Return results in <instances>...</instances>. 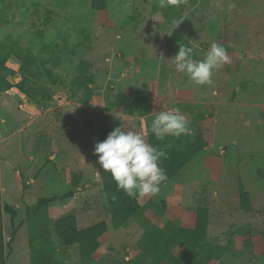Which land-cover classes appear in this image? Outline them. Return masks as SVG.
I'll list each match as a JSON object with an SVG mask.
<instances>
[{
    "label": "rangeland",
    "instance_id": "rangeland-1",
    "mask_svg": "<svg viewBox=\"0 0 264 264\" xmlns=\"http://www.w3.org/2000/svg\"><path fill=\"white\" fill-rule=\"evenodd\" d=\"M95 4L0 0V45L6 35H13L68 86H53V99L41 105L25 99L13 113L0 107L1 168L8 169L3 181L14 190L13 169L22 168L23 159L35 166L27 176L34 183L20 177L23 188L0 192L1 202L17 209L18 232L6 264H30L27 224L20 221L26 207L42 196L54 197L52 223L68 214L80 228L107 221L109 230L93 264H124L135 249L141 223L132 219L128 226L112 229L93 151L99 139L84 125L97 118L111 122L105 107L119 92L147 97L152 107L141 115L112 112L125 130L144 135L156 113L177 104L190 127L211 130L203 151L160 187L158 195L136 194L141 204L150 205L145 216L161 226L167 220L180 224L177 216L190 207L212 206L211 231L222 235L231 229L227 244L229 239L234 243V251L227 248L231 254L221 262L264 264V0H185L180 5L183 19L174 29V21L160 6L154 11L151 0ZM213 41L225 47L231 63L214 70L211 85H195L175 69L171 57L179 45H188L195 59H203ZM17 69V61L8 60L5 74L13 82L19 80ZM203 112L211 113L210 122L202 120ZM14 113L19 122L13 120ZM74 175L80 176L77 185ZM241 185L249 194L248 209L241 205ZM71 189V197L59 199ZM163 204L165 212L156 213L154 208ZM3 215L8 241L12 225L9 215ZM56 255L69 264L79 262L77 245L58 248Z\"/></svg>",
    "mask_w": 264,
    "mask_h": 264
},
{
    "label": "trees",
    "instance_id": "trees-1",
    "mask_svg": "<svg viewBox=\"0 0 264 264\" xmlns=\"http://www.w3.org/2000/svg\"><path fill=\"white\" fill-rule=\"evenodd\" d=\"M103 0H95V7L102 5ZM153 10L159 9V0H151ZM169 15L172 21L180 18L181 6L162 8ZM14 59L18 63L19 80L11 81L5 74L6 63ZM67 87V83L61 76L54 73L52 69L43 66L37 55L30 49L24 48L13 35H6L0 45V91L4 92L11 88L17 89L30 102L41 105L53 99V86ZM175 105L174 107L179 106ZM106 117L89 119L84 121L89 133L102 141L107 134L116 126L121 125L118 120L111 116L112 112H121L127 115H141L149 112L152 107L147 97L128 96L119 92L114 100L106 104ZM202 120L210 122L211 113H201ZM205 122V121H204ZM194 134L181 136L179 138L166 137L163 140L157 139L147 129V142L160 148L167 153V157L161 160L160 166L167 174V181L164 186L176 173L198 153H201L208 142L211 130L205 126L191 127ZM97 163V155H95ZM98 176L101 180L102 192L105 196L106 208L112 229L118 230L128 226L132 219H139L143 231L136 242L135 249H132L130 260L124 264H206L213 258H218L221 249H227L228 235H232L231 229L223 233V238L217 245H212L208 238L207 222L208 210L205 206L194 208L196 214V225L194 228H186L175 220H167L161 226L152 222L144 214L149 204H141L136 195L128 196L123 190L116 187L115 181L109 172L100 168L97 163ZM80 176L74 175L72 183L77 185ZM73 190L58 196L59 199L71 197ZM54 200L52 196L39 197L36 202L25 209L23 220L27 224V241L29 247L30 264H69L56 255L57 249L67 250L73 245L78 246L79 262L77 264H93L94 254L101 245V238L107 233L108 223L100 220L92 225L80 228L74 215H62L52 223L49 217V207ZM240 201L243 208H250L249 194L244 187H240ZM156 205V204H154ZM158 206V204H157ZM157 208V209H156ZM165 204L160 209L155 207L156 213H164ZM3 212L9 215L12 229L8 241L3 233ZM17 218L16 206L9 202H1L0 199V264H6L7 252L10 251L11 243L15 239L18 228L15 227ZM238 232L234 228V234ZM53 236V237H52ZM226 246V247H225ZM175 247L181 248L176 253ZM215 248H220L216 250Z\"/></svg>",
    "mask_w": 264,
    "mask_h": 264
},
{
    "label": "clouds",
    "instance_id": "clouds-1",
    "mask_svg": "<svg viewBox=\"0 0 264 264\" xmlns=\"http://www.w3.org/2000/svg\"><path fill=\"white\" fill-rule=\"evenodd\" d=\"M185 0H159L160 8L180 7ZM181 18L174 20L178 27ZM175 69L185 74L195 85H211L213 72L231 59L223 45L213 41L203 59L194 58V48L179 45L176 54L171 57ZM151 133L163 140L166 137L179 138L194 134L188 118L178 107L161 110L151 121ZM144 135L131 130H125L122 125L114 127L102 141L94 144V154L97 163L104 171L109 172L119 190L128 196L136 194L156 196L160 186L168 177L160 166L161 160L167 157L163 148L150 144ZM125 261L131 259L126 256Z\"/></svg>",
    "mask_w": 264,
    "mask_h": 264
},
{
    "label": "crops",
    "instance_id": "crops-1",
    "mask_svg": "<svg viewBox=\"0 0 264 264\" xmlns=\"http://www.w3.org/2000/svg\"><path fill=\"white\" fill-rule=\"evenodd\" d=\"M12 90H16V89L12 88V89L4 91V92L0 91V105H1L0 107H6L7 108V109L5 108L6 110H10L11 109V111H10L11 113H13V110H16L14 108L17 105H19L21 107L20 101L24 102L25 99H26V101H28L27 98L23 94H21L18 90H16L15 95L13 94V96H12ZM5 97L9 98L8 99V103L9 104H7V102H6L7 100L5 99ZM14 100L15 101L17 100V102H16V104L13 105ZM14 116L15 117H13V120L16 121V122H19L20 120L16 117L15 113H14ZM2 160L3 159L0 158V192L2 194L8 193V192L14 191V190H20L21 188H23V185L20 182V177H25L26 176V178H27L26 183L28 185H30L31 183H34L35 179L33 177L28 178L27 176H29L31 169L33 167H35V166L27 165V162H25V160L23 159L22 161H20V162L23 163V167L21 168L20 167L21 165H18L19 169H13V171H14L13 174H14V178H15L16 182H15V189L12 190V188L8 187L6 182L3 181V179H2L4 173L6 171H8V169H6L5 172H2V168H1ZM7 175H8V173H7ZM194 208L195 207H190V209L185 211V213H182V214H180V216H177L178 220L180 221V225L181 226L186 227V228H194L195 227V225H196V214L194 212ZM207 209H208L207 230H208V235H209L208 238L213 240L214 242H220L221 239L223 238V234L221 235V233H220L218 235H215L217 233V231L216 232L214 230L211 231V228H212V226H211V222H212L211 216L215 212L212 210V206L207 207ZM210 234H212V236ZM227 248L228 249L232 248V251H234V243L231 242V239H229V245H228ZM220 252H221V254L219 255V257L218 258H213L209 262L210 264H219V263L223 264V262H221V260H223L222 258L226 257L229 254H231V251H228L227 249H224V248L221 249ZM233 263H234V261L231 262V264H233Z\"/></svg>",
    "mask_w": 264,
    "mask_h": 264
},
{
    "label": "built area",
    "instance_id": "built-area-1",
    "mask_svg": "<svg viewBox=\"0 0 264 264\" xmlns=\"http://www.w3.org/2000/svg\"><path fill=\"white\" fill-rule=\"evenodd\" d=\"M222 153H223V150H221L220 154H222Z\"/></svg>",
    "mask_w": 264,
    "mask_h": 264
}]
</instances>
